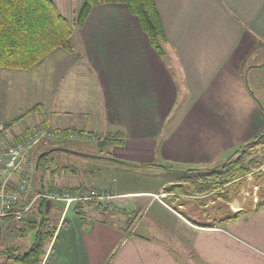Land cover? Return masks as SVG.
<instances>
[{
    "label": "crops",
    "instance_id": "obj_1",
    "mask_svg": "<svg viewBox=\"0 0 264 264\" xmlns=\"http://www.w3.org/2000/svg\"><path fill=\"white\" fill-rule=\"evenodd\" d=\"M51 1L68 21L85 2ZM154 3L163 55L127 5L112 2L93 4L80 26L72 22L71 51L55 48L28 70L0 68L7 69L0 71L2 99L10 85L25 103L12 115L0 114L3 124L20 118L0 133V146L41 124L121 138L99 150L76 148L111 156L96 158L104 162L86 178L68 167L63 151H53L42 168L34 165L36 190L98 185L111 199H148L164 188L158 178L163 171L207 167L264 131V0ZM138 176L153 179L141 187L133 184ZM38 209L36 204L26 221H8L0 235V264H183L164 238L146 233L150 227L137 230L141 223L125 225L120 213L87 205L70 217L57 212L56 226L47 228L33 224ZM184 220L195 264H264V205L215 225Z\"/></svg>",
    "mask_w": 264,
    "mask_h": 264
},
{
    "label": "rangeland",
    "instance_id": "obj_2",
    "mask_svg": "<svg viewBox=\"0 0 264 264\" xmlns=\"http://www.w3.org/2000/svg\"><path fill=\"white\" fill-rule=\"evenodd\" d=\"M77 18L78 15L74 14L73 20L66 21L71 27L72 22L75 25ZM57 49L61 50L62 48L57 47ZM2 70L5 71L7 69H0L1 72H3ZM39 82L42 83L41 80ZM2 84L3 82L0 78V114L6 112L8 115H12L19 104L25 103L19 101L21 98V96L18 95L19 91L12 88L10 85H8L5 90V100L2 99L4 95ZM43 125L44 124H41L40 126ZM44 126L49 127L47 125ZM55 130L61 131L62 129ZM102 136L105 138V135H101L100 139H102ZM90 137L91 135L87 136V138L72 141L41 140L28 149V161L35 163L40 152L49 149L50 145L53 143L57 144V146H65L73 150H77V147L89 149L90 146L97 147L99 150L97 143L94 141L95 139H91ZM100 139L97 138V140ZM84 143H86L85 146H83ZM97 149L95 152H97ZM238 149L239 151L235 153ZM236 150L224 159L207 167L184 168L179 169V171L178 169H172V172L163 171V178H158L161 179L160 185H163L164 188L157 189L148 199L146 196H135L136 198H134L130 195L126 197H115L114 199H110L113 200L110 207L104 210H108L107 212L111 213H120V215L117 216L123 218L125 222H122H124L125 225L126 223H139V225L141 223V228H137V230L141 232H143L146 227H150L151 230L149 231L146 228L148 232H145L155 236L158 235V238H164L167 245L175 249V254H177V257L183 264H195V261L191 260L192 256H190L188 252L189 240L187 228L185 227L187 222L184 219L188 220L189 218L188 221L190 223L193 224L194 222L197 225H215L220 223L219 219L228 211L237 212L241 210L243 213H248L256 208L260 199L264 200V136L262 139L252 141L247 146L242 145ZM108 151L109 150H107V152ZM52 153L54 152L48 155L51 156ZM62 154L66 158L68 167H74L77 169V173L83 177H85L87 173L98 174L96 170L99 169V166L104 162L102 159L97 160L90 156H82L68 152H63ZM103 155L105 156L104 159H111V156ZM88 166H90V168L87 170ZM143 171L154 173L153 170ZM106 176L107 175H105V177ZM100 179V176L95 178V183L99 184L98 182L101 181ZM135 179L136 182H133V184L147 187L146 183L148 184V181L153 178L138 176ZM31 182L36 190L38 187H35L32 175ZM173 182L178 185H174ZM97 186L98 185H95L94 187L98 188ZM55 189L56 188H54L53 191ZM65 189H68L72 194L76 191H72L73 189L70 188ZM130 200L133 201L132 205H128ZM78 204L82 205L78 206ZM87 205L94 208V210L98 208L93 201L88 203H70L67 208L64 201H54L52 206L54 211L51 212V215L47 213L43 216L45 219L44 226L46 225L47 228H51L52 225L56 226L54 223L57 222V212L59 214L61 211V215L63 216L69 212L68 217H70V213L75 211L80 212V209ZM98 209L102 210L101 208ZM171 209L173 213H170ZM127 210L129 213H126ZM40 218H42L41 215L35 214L33 216L35 221L33 224L40 225ZM127 219H129V222L126 221ZM66 221L67 218H64L63 222L65 223ZM159 232L160 234H158ZM26 233L25 236L30 235L28 241H31L34 232L28 230ZM32 245H34V243ZM10 252L11 250L4 251L3 254L10 255ZM1 259L0 256V260ZM188 259L190 263H188ZM196 264L199 263L196 261Z\"/></svg>",
    "mask_w": 264,
    "mask_h": 264
},
{
    "label": "trees",
    "instance_id": "obj_3",
    "mask_svg": "<svg viewBox=\"0 0 264 264\" xmlns=\"http://www.w3.org/2000/svg\"><path fill=\"white\" fill-rule=\"evenodd\" d=\"M112 2H121L127 5L130 13L139 19L141 28L147 34L151 46L160 55H163L164 51L162 43L164 34L154 0H85L83 7L78 13L75 26H80L83 23L93 4ZM71 34L72 29L70 25L66 19L59 14L51 0H0V68L21 71L28 70L39 63L57 47L71 51ZM19 119L20 118H17L4 125L5 127H8V125L16 123ZM61 131L66 135L70 132H81V130L74 129H62ZM86 133L88 136H92V132ZM21 134H18L17 137ZM263 136L264 131L252 141L260 140ZM102 139L96 140L100 149L109 145L117 144L121 141V138L117 133L112 135L105 134V138L102 136ZM252 141L243 144V146L249 145ZM50 149L51 151L49 153L54 151L52 150L53 148ZM238 151L239 149L236 150L235 153ZM48 154H40L38 156L36 163L39 164V167H43V161ZM54 188L65 190V188L62 187L53 186L47 190H40L53 191ZM75 190L78 189L75 188L72 191ZM44 203L45 201L37 202L38 210L40 212L39 215L42 217L39 220L40 226L44 225L45 220L43 218L46 212V206ZM79 205L82 204H78V206ZM263 205L264 200L260 199L256 208ZM97 206L98 208H101L100 205ZM242 213L241 210L237 212L228 211L219 220L221 222L234 219ZM40 233L43 234V230H41ZM38 246V242L34 243L32 250L36 251V247Z\"/></svg>",
    "mask_w": 264,
    "mask_h": 264
},
{
    "label": "built area",
    "instance_id": "obj_4",
    "mask_svg": "<svg viewBox=\"0 0 264 264\" xmlns=\"http://www.w3.org/2000/svg\"><path fill=\"white\" fill-rule=\"evenodd\" d=\"M6 127L0 123V133ZM26 130V129H25ZM19 137L13 138L7 145L0 146V235L8 221L23 222L35 208L37 202L50 200L70 203L95 202L102 209L110 207L108 201L113 197L109 192L98 188L80 187L72 194L68 189L54 191L35 190L31 182V173L36 162L28 161V149L41 140H77L87 138V133L70 132L64 134L53 128L33 126ZM101 135L92 134L91 139H100Z\"/></svg>",
    "mask_w": 264,
    "mask_h": 264
},
{
    "label": "water",
    "instance_id": "obj_5",
    "mask_svg": "<svg viewBox=\"0 0 264 264\" xmlns=\"http://www.w3.org/2000/svg\"><path fill=\"white\" fill-rule=\"evenodd\" d=\"M52 150L54 151H63V152H68V153H73V154H78V155H82V156H90V157H94V158H104V155H98V154H90V153H85V152H80L79 150H73L70 149L68 147H63V146H59V147H55ZM51 151V149L49 150H45L41 153V155H46ZM45 206H46V210L49 209V207L52 205V202L50 200H46L45 201Z\"/></svg>",
    "mask_w": 264,
    "mask_h": 264
}]
</instances>
